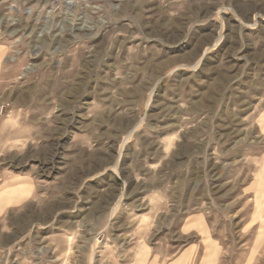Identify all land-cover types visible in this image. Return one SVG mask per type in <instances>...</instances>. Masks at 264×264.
<instances>
[{
    "label": "rangeland",
    "instance_id": "rangeland-1",
    "mask_svg": "<svg viewBox=\"0 0 264 264\" xmlns=\"http://www.w3.org/2000/svg\"><path fill=\"white\" fill-rule=\"evenodd\" d=\"M0 264H264V0H0Z\"/></svg>",
    "mask_w": 264,
    "mask_h": 264
},
{
    "label": "crops",
    "instance_id": "crops-1",
    "mask_svg": "<svg viewBox=\"0 0 264 264\" xmlns=\"http://www.w3.org/2000/svg\"><path fill=\"white\" fill-rule=\"evenodd\" d=\"M13 176H14V175H13ZM13 176L11 177L12 179H10V180H12V181L14 182V181H15V177H13ZM21 177L23 178V181H27V179H26L27 176H26V175L21 176ZM22 184H25V182H22ZM13 186H15V185H13V184L10 185V187H13ZM13 193H14V191H13ZM27 198H28V195H26L25 193H23V195L20 197V200H19L18 202H19V203H20V202H23V201H25ZM6 199H7V198H6ZM8 199H10V198H8ZM14 199H15V198H13V202H14ZM11 200H12V199H10V200L7 202V206L10 205L9 202H10ZM11 202H12V201H11Z\"/></svg>",
    "mask_w": 264,
    "mask_h": 264
}]
</instances>
